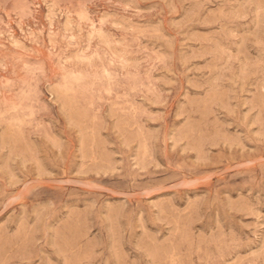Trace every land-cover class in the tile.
<instances>
[{
  "label": "rangeland",
  "instance_id": "obj_1",
  "mask_svg": "<svg viewBox=\"0 0 264 264\" xmlns=\"http://www.w3.org/2000/svg\"><path fill=\"white\" fill-rule=\"evenodd\" d=\"M0 264H264V0H0Z\"/></svg>",
  "mask_w": 264,
  "mask_h": 264
}]
</instances>
